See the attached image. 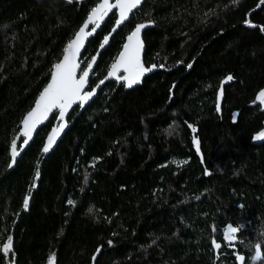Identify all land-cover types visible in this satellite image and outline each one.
<instances>
[{"label": "trees", "instance_id": "obj_1", "mask_svg": "<svg viewBox=\"0 0 264 264\" xmlns=\"http://www.w3.org/2000/svg\"><path fill=\"white\" fill-rule=\"evenodd\" d=\"M97 1L0 0V264L52 114L7 171L11 140ZM114 19L110 13L82 57L93 54ZM150 21L141 58L156 67L132 88L109 78L81 109L73 107L14 227L15 264H240L238 255L247 264L256 242L264 257V141L254 139L264 131L257 100L264 5L143 0L99 54L91 86L127 34ZM228 223L244 226L233 246L222 234Z\"/></svg>", "mask_w": 264, "mask_h": 264}, {"label": "snow or ice", "instance_id": "obj_2", "mask_svg": "<svg viewBox=\"0 0 264 264\" xmlns=\"http://www.w3.org/2000/svg\"><path fill=\"white\" fill-rule=\"evenodd\" d=\"M72 3V0H68ZM233 3H239V0H233ZM142 4V0H115L114 3L110 0H100V2L91 9L89 15L86 18L85 23L75 33L74 39H71L66 47L63 49V58L60 62L55 63L51 72V80L43 91L39 94L38 99L35 102V107L32 108L22 120V131L21 135L24 137L23 143L18 150L17 139H13L11 142V163L9 167H12L17 157L23 151L24 146L29 144V141L33 138V133L37 131V126L42 125L48 120L49 115L52 114V118L56 119L58 115L59 123L54 127L51 133L47 137V143L44 145L43 153H48L49 150L56 143L57 138L60 136L63 129L66 127L65 117L69 114V109L76 105L83 107L94 95L95 90L91 89L90 84L91 73L94 72V64L96 63L95 58H92V63H88L82 58L81 49L85 47V40L92 37L97 33V30L101 27V22L105 21L106 17L112 13L115 16L118 13V19L115 20V27L111 29V33H115L120 27L130 20V16L134 14V10L138 9ZM260 4L264 5V0H260ZM116 10L114 12L113 10ZM149 24H137L134 30L126 38V42L123 44L122 51L119 52L115 62L111 65V69L108 72V78H114L117 81H123L124 86L132 88L141 82V78L148 72H151L156 65L151 67H145V64L141 58V54L144 49V44L141 39L142 30L150 26ZM250 27H258L251 23V21H245ZM91 27L90 31H86ZM264 31V28H261ZM106 35L103 38V43L100 45L101 48L109 44L110 35ZM86 50V49H85ZM79 58V59H78ZM163 67V65H160ZM191 67V65H188ZM123 70V75H119L120 70ZM80 75L77 78V72ZM233 76L229 74L226 77V81H231ZM104 83L103 80L100 81ZM87 86V88H86ZM99 87V85H96ZM223 97V88L219 91V98ZM257 100L264 103V90H261L257 96ZM55 110V111H54ZM217 111H220V105L217 104ZM235 122V117H234ZM193 133L197 132V129L189 125ZM257 141H264V131L260 132L254 137ZM193 142L196 146L197 152H200V141L194 136ZM182 163H187L183 161ZM39 176V172L36 173ZM199 199V197H196ZM73 204V201H69ZM29 199L26 197L23 206L25 209L28 208ZM243 225L240 228L229 225L223 230V238L228 242L229 246H233L237 240L236 233L243 229ZM242 242V241H241ZM112 242L109 241V244ZM12 237L9 236L7 243L3 246V251L8 254L12 250ZM214 248L219 250L221 248L220 243L213 241ZM255 259L259 260L262 258L260 245L255 246ZM95 260V256L93 257ZM244 256L238 255L237 260L240 264H244ZM253 259V257H252Z\"/></svg>", "mask_w": 264, "mask_h": 264}, {"label": "water", "instance_id": "obj_3", "mask_svg": "<svg viewBox=\"0 0 264 264\" xmlns=\"http://www.w3.org/2000/svg\"><path fill=\"white\" fill-rule=\"evenodd\" d=\"M75 1V0H74ZM143 1V0H142ZM100 2V0H98L90 9H89V11L86 13V15H85V17L83 18V20L81 21V23H80V25L77 27V29L75 30V32L73 33V35L67 40V42L65 43V45H64V47H63V49L66 47V45H67V43L71 40V39H74V37H75V33L79 30V28L80 27H82L83 26V24L85 23V21H86V18H87V16L89 15V13H90V11H91V9L93 8V7H95L98 3ZM110 2H112V3H114L115 2V0H111ZM115 10V9H114ZM115 12H116V10H115ZM107 18V17H106ZM105 18V19H106ZM119 17H118V13L115 15V19H114V22L112 23V25H111V27L109 28V30H108V32L104 35V36H106V35H109L110 33H111V29L113 28V27H115V20L116 19H118ZM104 22V21H103ZM103 22H101V25H102V23ZM91 25L89 26V29H87L86 31H90L91 30ZM134 29V28H133ZM132 29V30H133ZM114 33H111V35H110V38H111V36L113 35ZM104 36L102 37V39H101V41H100V43L98 44V46L96 47V49H95V51L93 52V54L87 59L85 56H83L82 58L85 60V61H87L88 63H92V58H95V60H96V62H97V59H98V56H99V54L101 53V51L106 47H103V48H101L100 47V45L103 43V38H104ZM90 38V37H89ZM89 38H87L86 40H85V45H86V43H87V41H88V39ZM63 49H62V52H61V55L59 56V58L53 63V65L51 66V69H50V72H49V76H48V78H47V80H46V82L43 84V86L40 88V90L38 91V93L36 94V96L34 97V100H33V102H32V104L30 105V107L24 112V114H23V116H22V119H21V121L19 122V127H18V130H17V132H16V134L14 135V137H13V139H16V138H18L17 139V147H18V150L20 149V146L22 145V143H23V139H24V137L21 135V131H22V128H23V125H22V120H23V118L26 116V114L32 109V108H34L35 107V102H36V100L38 99V97H39V94L43 91V89L47 86V84L50 82V80H51V72H52V70H53V66H54V64L55 63H58V62H60L61 60H62V58H63ZM122 49H123V47H122ZM122 49L120 50V51H122ZM83 50H84V48H82L81 49V53L83 52ZM119 51V52H120ZM119 54V53H118ZM118 54L116 55V57H115V59L117 58V56H118ZM79 59V58H78ZM87 59V60H86ZM115 59H114V61L110 64V66H109V68H108V70H107V72H106V74L105 75H103L93 86H92V88L91 89H88V90H92V89H94L95 90V93L98 91V89L100 88V86L102 85L101 83H100V81L101 80H103L104 82H105V80H107V79H109L108 78V72L110 71V69H111V65L115 62ZM96 64V63H95ZM95 64H94V66H95ZM120 71H123L122 69L120 70ZM124 74V73H123ZM79 75H80V73H79V71L77 72V78H79ZM96 85H99V87H96ZM86 88H87V86H86ZM75 105H73V107H74ZM73 107L71 108V109H69V114H70V112H71V110L73 109ZM82 107H79V109H81ZM55 111V110H54ZM69 114L65 117V123H66V127L63 129V131L61 132V134H60V136L57 138V140H56V143L53 145V147L49 150V152L55 147V145L57 144V142L59 141V139H60V137L62 136V134L65 132V130L68 128V126H69V124H70V121L67 119V117L69 116ZM51 116V114L49 115V117ZM49 119V118H48ZM48 120H46L43 124H45L46 122H47ZM59 123V120H58V115H57V118L56 119H54V122H53V125H52V127L48 130V132H47V134H46V136H45V138H44V141H43V144H42V146H41V149H40V151H39V157L41 158L39 161H37L36 162V171H35V175H34V178H33V181H32V185H31V187L29 188V189H27V191H26V193H25V195H24V197H23V200H22V203H21V206H20V208H19V210L17 211V214L15 215V217H14V219H13V222H12V225H11V228H10V231H9V233L7 234V236H6V238H5V240H4V242L2 243V245H1V252H2V254L4 255V258H5V264H15V256L14 255H12V259H10V254L12 253V250L8 253V254H5L4 253V251H3V246H4V244H6L7 243V239H8V237L9 236H11L12 237V233H13V230H14V227H15V225H16V223H17V221H18V218H19V215L21 214V212L22 211H26L27 209H25L24 208V206H23V202H24V200H25V198L27 197L28 199H29V203H30V198H31V194H32V192L36 189V187H37V182H38V179H39V176H37L36 175V173L37 172H39L40 171V166H41V161H42V159L49 153H43V151H42V149H43V147H44V145L47 143V137H48V135L51 133V131H52V129L54 128V127H56L57 126V124ZM42 124V125H43ZM42 125H38L37 126V130H38V128L40 127V126H42ZM35 133L36 132H34L33 133V137H34V135H35ZM12 139V140H13ZM12 140H11V142H12ZM31 142V140L29 141V143ZM29 145V144H28ZM28 145H26V146H24V148H23V151L25 150V148L28 146ZM22 151V152H23ZM21 152V153H22ZM21 155V154H20ZM19 155V156H20ZM18 156V157H19ZM17 157V158H18ZM17 160V159H16ZM11 163V143H10V149H9V160H8V163H7V167H6V170L7 171H9L10 169H12L13 168V166L15 165H13L12 167H9V164ZM29 206V205H28ZM229 225H231V226H233V227H237L235 224H230V223H228V224H226L225 225V227H224V229H226ZM238 228V227H237ZM237 234V233H236ZM257 244H259L260 245V243L259 242H256V243H254L253 244V251H252V253H251V256L249 257V261H248V263L247 264H252V257L255 255V246L257 245ZM260 250H261V247H260ZM261 254H262V251H261ZM262 258H264L263 257V254H262ZM259 261V260H258ZM258 261H256V262H258ZM240 262V261H239ZM91 264H93V260H92V262H91Z\"/></svg>", "mask_w": 264, "mask_h": 264}, {"label": "clouds", "instance_id": "obj_4", "mask_svg": "<svg viewBox=\"0 0 264 264\" xmlns=\"http://www.w3.org/2000/svg\"><path fill=\"white\" fill-rule=\"evenodd\" d=\"M255 255L253 256V259H252V264H256V261H258L257 259L254 258ZM262 259V258H261ZM260 260V259H259Z\"/></svg>", "mask_w": 264, "mask_h": 264}, {"label": "rangeland", "instance_id": "obj_5", "mask_svg": "<svg viewBox=\"0 0 264 264\" xmlns=\"http://www.w3.org/2000/svg\"><path fill=\"white\" fill-rule=\"evenodd\" d=\"M133 30H134V29H133ZM131 31H132V30H131ZM131 31H130V32H131ZM130 32L127 34V36L130 34ZM127 36H126V38H127ZM126 38H125V40H124V43L126 42ZM124 43H123V44H124ZM119 75H123V71H121V73H120Z\"/></svg>", "mask_w": 264, "mask_h": 264}, {"label": "flooded vegetation", "instance_id": "obj_6", "mask_svg": "<svg viewBox=\"0 0 264 264\" xmlns=\"http://www.w3.org/2000/svg\"><path fill=\"white\" fill-rule=\"evenodd\" d=\"M121 73V71L119 72V74Z\"/></svg>", "mask_w": 264, "mask_h": 264}]
</instances>
